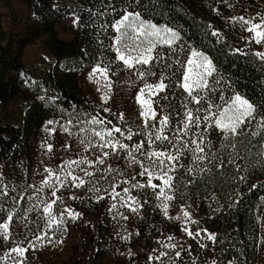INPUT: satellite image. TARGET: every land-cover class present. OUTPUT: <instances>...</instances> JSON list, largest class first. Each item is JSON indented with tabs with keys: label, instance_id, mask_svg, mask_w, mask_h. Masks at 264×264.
I'll list each match as a JSON object with an SVG mask.
<instances>
[{
	"label": "trees",
	"instance_id": "1",
	"mask_svg": "<svg viewBox=\"0 0 264 264\" xmlns=\"http://www.w3.org/2000/svg\"><path fill=\"white\" fill-rule=\"evenodd\" d=\"M17 1L26 6L29 14L20 31L8 32L0 12V193H6L0 194V222L11 209L10 233L24 246L35 238L36 233L28 235L34 198L27 195L23 182L33 178L41 163V130L49 121H54L60 129L68 127L73 130L88 125L78 121L103 117L111 122L108 128L122 129L123 135L114 133L121 143L134 148L143 141L141 154L154 149L175 153V147L168 141L147 143L145 132L148 129L138 115L139 108L134 99L137 84L130 79L134 69H127L115 59L116 52L111 45L116 33L110 25L122 16L123 9L140 12L153 23L165 24L180 33L179 47L171 51L164 47L159 49L166 53L162 62L138 67L155 72V76H147L150 79L163 76L169 85L154 101L158 119L163 115L170 117V124L164 132L170 139L178 121L184 119V104L195 111L210 102L222 104L221 96L227 99L238 92L255 102L259 113L264 114V60L254 55L253 42L243 41L235 32L234 24L238 22H233L234 17L246 15L244 9L256 0ZM101 12L104 15L98 14ZM71 14L77 17L78 23L71 28L72 39H65L61 37L59 27ZM101 25L109 27L102 29ZM213 31L219 35H211ZM36 42L49 57L50 67L41 72L30 70L23 61L25 48ZM191 48L203 51L213 60L217 69L214 75L219 80L218 85H213L215 91L206 94L210 100L201 105L192 102L178 86L184 71L181 65ZM234 49H242L247 55L234 53ZM98 59L106 63L111 61L109 74L118 91L121 85L129 88L126 103L114 111L105 112L107 108L98 102L85 82V73L96 66ZM177 59L181 61L180 65L176 63ZM165 64L168 67H164ZM164 96H167L166 100L162 98ZM256 123L253 121L243 136L234 139L239 157H242L236 160L239 169L231 164L217 168L215 160L213 163L201 161L193 164L191 154L185 150L180 160L184 167H178L173 173L176 177L173 202L193 207L200 228V235L190 239L192 245L187 250L190 256L184 264H211L215 258L216 264H264V155H261L264 153V132L249 135L252 131H259ZM129 129L135 133L132 140L127 139ZM204 129L205 122L202 121L193 132H203L206 141L211 143V149L207 150L210 156L216 154L226 159L225 150L219 149L224 142L222 134L214 128ZM193 132H189L184 140L195 139ZM190 167L195 170L191 175L188 173ZM199 167L211 171L199 172ZM147 179V176L136 173L123 182V187L130 188L132 195L147 204L144 199L155 196L158 188L132 187L137 183L146 185ZM159 182L158 178L153 179V183ZM72 203L76 207L71 209L80 214L78 217L103 214L101 202L94 197L79 198ZM147 205L151 204L148 202ZM205 229L207 231H203ZM93 231L89 247L92 263L96 258H102L104 246L100 235H107L99 222ZM209 233L215 235L214 241L208 239ZM25 264L32 263L26 260Z\"/></svg>",
	"mask_w": 264,
	"mask_h": 264
},
{
	"label": "rangeland",
	"instance_id": "2",
	"mask_svg": "<svg viewBox=\"0 0 264 264\" xmlns=\"http://www.w3.org/2000/svg\"><path fill=\"white\" fill-rule=\"evenodd\" d=\"M244 11L246 15L242 16L246 18H252L257 13L264 15V0H256L254 4H251L249 8L246 7ZM0 12L3 14L4 27L8 32L20 31L29 15L26 6L17 0H0ZM142 18L145 21L152 22L144 17ZM77 23L78 19L75 15L71 14V16L67 17L63 25L59 27L61 37L72 39L71 28L75 27ZM157 25L165 24L157 23ZM234 30L238 32L243 41L248 42L250 40L251 34L245 28H242L239 23L234 24ZM253 43L254 52H264V44ZM189 55L190 52H188ZM48 58L47 52L39 42L27 46L23 54V61L27 67L38 72L50 67ZM138 67H141V65H137L136 69L133 70L130 74V79L137 84L134 99L139 108L138 115L144 124V118L140 115L142 107L137 102L136 97L139 90L146 83L156 84L161 76L158 79H150L147 76L142 79L138 75V70L146 72L147 70ZM93 68L88 69L85 73V82L93 90L95 98L111 111L116 110L117 107H122V104L126 103L125 100L129 94V88L121 85V89L118 91L111 74H109V79L112 83L111 89L105 87L107 80L104 78H101L100 82L97 83L95 77H90ZM105 93L110 97L107 102L103 100ZM155 97H152L153 101ZM153 107L155 108V101ZM88 127L89 125L83 126V128ZM80 128L77 127L66 132L64 128L60 129L53 123L51 125L48 124L41 130L43 137L40 144L41 163L35 169L33 178L23 182L27 195L34 198V206L29 214L31 220L29 222L28 235L30 233L41 234L40 228L43 226L42 217L44 216L42 212L44 204L41 201L48 202L53 199L51 193L54 190L57 192V196L61 198L54 206V214L58 215V211L65 208L76 207L72 202L79 198L89 199L92 197L101 202L103 214L101 216L96 214H92V216L82 215L75 219L65 216L64 227L56 231L54 235L49 233L48 238L43 242H37L35 238L31 241L36 246L34 248L29 247V251L26 253V260L32 264H184L185 260L189 259L190 254L189 252L187 254V250L192 245L190 239L193 237L189 236L184 229L187 228L193 233L200 232L198 215L193 207L179 202L176 204L172 199L168 201L167 215H165L164 210L160 206L162 198L158 196L159 188L155 196L144 199L147 204L148 202L151 204L150 206L131 193L129 195L139 201L138 204H132V208H137V211H132V208L128 206H121L122 202L119 198L113 200L109 195L112 187L115 186V190L123 195V182L127 181L133 174L143 171L145 167L152 170V161L145 158L146 156L143 152L142 154L141 152H134L136 160L143 162V167H141L140 163L132 162L131 157L127 154L128 150L113 154L111 149L101 150L99 147H88L85 140L88 133H81ZM53 129L54 131H52ZM82 140H85V142L81 143ZM91 141L93 144L98 143L95 137H91ZM49 145H51V150H49ZM132 148L129 147V150ZM102 151H108L110 154L107 157H103L105 163L101 165L95 163V161L102 156ZM81 158H86L88 161L93 162L92 164L85 163L79 167L73 166L74 174L86 181L83 187L76 188L69 183L67 187L62 188L57 183L56 188L52 189L43 183L48 179V173L45 169H52L54 173L59 174L60 167L64 164V161L79 160ZM108 168L112 170L107 171L106 169ZM83 169H87L88 172L94 175H85ZM173 173L170 174L173 175ZM162 183L160 180L157 184L162 185ZM93 185L99 188L100 191H92ZM172 191L173 189L171 191L165 189L166 194L170 196H173ZM98 197H103V199H98ZM124 199L127 200V196ZM113 203L117 207L110 211ZM129 203L131 204L132 202L129 201ZM185 212L189 213L188 217L184 216ZM125 217L127 218L125 219ZM192 221L197 223H192ZM97 222L107 232V235L106 237H103L102 234L100 235L101 245L104 246L102 258H96L94 263H92L90 262L89 247L92 233L94 232L93 228ZM13 237V233H10V239L0 237V257L18 244L24 246L18 241L19 239ZM168 237H172V239L169 240ZM48 240L51 242L49 243ZM169 244H175L177 247H168ZM27 246H29V242L24 247ZM176 252L181 253L179 258L176 257ZM162 253H167V255H162ZM150 255L153 257L159 255L161 258L149 261L148 257ZM216 262V258L212 259L211 264H216ZM0 264H11V261L0 260Z\"/></svg>",
	"mask_w": 264,
	"mask_h": 264
},
{
	"label": "snow or ice",
	"instance_id": "3",
	"mask_svg": "<svg viewBox=\"0 0 264 264\" xmlns=\"http://www.w3.org/2000/svg\"><path fill=\"white\" fill-rule=\"evenodd\" d=\"M138 3V0H135ZM115 11V9H113ZM123 14L120 19L115 20L110 27L114 30L117 35L113 38L112 47L115 48L117 56L116 60L123 63V66L129 70L136 69L137 65L148 66L155 62H162L165 59L166 53L159 51L160 48L164 47L168 50H173L175 47H179L178 41L181 40L180 33L167 25L158 26L155 23L145 21L140 12L128 11L127 8L123 9ZM99 15H104L103 12L98 13ZM233 22H238L242 28L251 34L249 42H255L256 44H264V15L257 13L256 16L252 18H246L244 16L234 17ZM109 27L106 25H101V28ZM213 36H218L219 33L213 31L211 33ZM102 43V42H101ZM183 51V48H180ZM190 55L186 58L184 63L181 65L184 71L181 73L178 86L182 88L190 98L192 102L197 105H201L205 100H210V94L215 91L213 86L219 84V80L215 78V73L217 69L213 60L205 53L196 50L189 49ZM239 52L243 55H247L242 49H234V53ZM255 56L264 60V52H255ZM178 65L181 64L179 59L176 60ZM168 67V65H164ZM111 71V61L104 62L102 59H98L96 66L93 68L90 77H95L96 82L99 83L101 78L107 80L105 87L111 89L112 83L109 79V72ZM138 75L140 78L145 76H155V72L139 71ZM165 78L161 76L159 82L156 84L146 83L143 88L139 90L136 97L137 102L142 107V112L140 115L144 118V125L148 129L145 132L147 136V143L149 145L154 144L157 141H168L173 147H175V153L166 150H151L145 153V156L152 161V170L149 168H144L143 171L139 173L140 176H147V183L145 184H134L133 188H141L145 186H150L152 189L159 188L160 191L158 196L162 198L161 207L164 210L165 215H167L168 201L173 199V196L167 195L165 189L171 191L173 189V181L176 179L175 176L171 175L177 170V168H183L184 165L180 164L182 156H184L185 150L189 152L193 158V164H199L201 161H207L208 163H213L215 160V167L224 168L226 164L234 165L237 169L240 165L236 163L239 157V152L237 150V143L234 139L243 136L248 128L252 125L253 121H256V128L259 131H252L249 133L251 136L260 135L264 132V114L259 113V106L251 101L246 96L240 93H234L227 99L223 96L220 99L223 101L222 104H215L214 102L208 103L204 107H198L193 111L189 108L187 104H184L186 111L183 113V120L178 121L173 138L170 139L169 135H165V129L170 124V117L168 115H163L162 118L158 119L157 111L153 107L154 101L152 97L159 96L162 92L168 89L169 85L164 82ZM110 97L107 93L104 94L103 100L107 102ZM167 99V96L162 97ZM215 109V111H213ZM105 112H110V109H104ZM204 114L201 116L200 113ZM120 119L123 120V115L121 114ZM205 122L206 131L208 128H214L219 130L222 134L223 141L219 145V149H223L226 152V159L216 154L209 155L208 149H211L212 145L210 142L206 141L203 132L196 134L193 132L194 128H199L201 122ZM49 125L53 124L54 121H49ZM78 123H87L88 128H80L81 133L87 132L88 135L85 137L88 147H99L101 150L111 149L112 153H118L119 151L128 150L127 154L131 157L133 163H140L143 167L142 161H137L134 152H140L144 148V142L138 143L129 150V145L127 143H121L119 139L116 138L114 133H120L123 135L122 129L120 127L112 126L108 128L107 125L110 121H107L103 117H92L86 122L78 121ZM71 124V120H69ZM99 129V130H97ZM68 127L64 128V131H68ZM54 131V129L52 130ZM189 132H193L195 139L190 141H185L184 137L188 135ZM133 133L131 129L128 130L127 139L132 140ZM91 137H95L98 143L93 144ZM82 140L81 143H84ZM264 140V137H262ZM238 142V141H237ZM177 145H179L177 147ZM194 145V147H190ZM264 146V144H262ZM51 150V145L48 146ZM231 149L232 151H228ZM108 151H102V156L98 158L95 163L104 164L105 160L103 157L109 156ZM264 155V153H261ZM242 159V157H239ZM85 163L92 164V161H88L86 158H81L79 160H68L64 161V164L60 167L59 174L53 172L52 169H45L48 173V179L43 183L49 188L55 189L56 184L59 183L60 187L65 188L70 183L73 187L81 188L86 184V181L80 176L74 174V167H79ZM111 171V168L106 169ZM85 175L92 176L93 173L83 169ZM195 170L193 168H188V173L191 175ZM199 172H210L211 169L199 167ZM158 178L163 183L158 185L153 183V179ZM241 180L245 179L240 177ZM50 181H52L50 183ZM192 182L191 180L189 181ZM255 186V185H254ZM94 192H99L100 189L96 188L94 185L91 189ZM122 193L115 190V186L112 187V191L109 194L111 199L119 200L122 202L121 206H128L132 208V204H138L139 201L134 197L129 195L130 188L124 187ZM5 194L6 193H0ZM53 199L48 202L41 201L44 204L42 212L44 216L43 226L40 228V233L35 236L37 242H43L48 238L49 233L55 234L56 231L64 227V217L68 216L72 219L77 218L80 214L74 212L71 208H65L58 211V215L54 214V206L57 201L61 198L57 196V192L54 190L51 193ZM127 196V200L124 197ZM15 199V198H13ZM98 199H103V197H98ZM129 201L132 203L130 204ZM142 206V205H141ZM117 206L115 203L111 205L110 211L115 209ZM132 211H137V208H132ZM185 217L189 216V213H184ZM127 217H125L126 219ZM179 219V217H177ZM13 221V215L11 214V209H9V214L6 215L5 219L0 222V237L4 239H10V225ZM192 223H197L192 221ZM189 236H198L200 232L193 233L189 229H184ZM203 231H207L206 229ZM169 240L172 237H168ZM208 239L215 240V235L212 233L208 234ZM50 243L51 241L48 240ZM35 243L29 241V246L24 247L17 245L6 252L0 260L11 261V264H25L26 253L29 251V247L34 248ZM168 247L176 248L175 244H169ZM15 254V255H13ZM162 255H167V253H162ZM181 256L180 252H176V257ZM161 257L149 256V261L156 259L159 260Z\"/></svg>",
	"mask_w": 264,
	"mask_h": 264
}]
</instances>
